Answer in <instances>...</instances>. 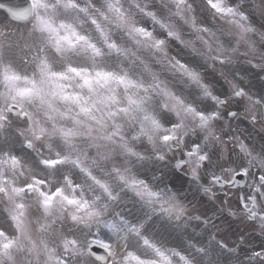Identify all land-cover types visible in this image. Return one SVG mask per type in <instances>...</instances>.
Listing matches in <instances>:
<instances>
[{
  "label": "clouds",
  "instance_id": "obj_1",
  "mask_svg": "<svg viewBox=\"0 0 264 264\" xmlns=\"http://www.w3.org/2000/svg\"><path fill=\"white\" fill-rule=\"evenodd\" d=\"M0 264H264V0H0Z\"/></svg>",
  "mask_w": 264,
  "mask_h": 264
}]
</instances>
